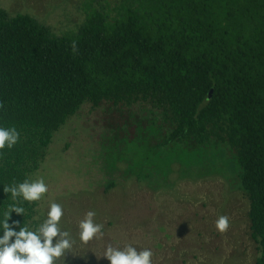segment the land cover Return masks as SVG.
<instances>
[{
    "label": "trees",
    "instance_id": "1",
    "mask_svg": "<svg viewBox=\"0 0 264 264\" xmlns=\"http://www.w3.org/2000/svg\"><path fill=\"white\" fill-rule=\"evenodd\" d=\"M95 1L58 35L0 8V126L20 134L0 150V218L13 202L4 186L31 181L53 135L85 102L148 105L168 133L139 150L126 176L156 189L152 153L168 149L193 179L216 173L236 182L249 200L254 264H264V0ZM18 203L25 214L13 211L10 227L37 226L38 201Z\"/></svg>",
    "mask_w": 264,
    "mask_h": 264
},
{
    "label": "rangeland",
    "instance_id": "2",
    "mask_svg": "<svg viewBox=\"0 0 264 264\" xmlns=\"http://www.w3.org/2000/svg\"><path fill=\"white\" fill-rule=\"evenodd\" d=\"M89 1L0 0V8L11 15H32L58 35L82 21ZM165 133L168 126L161 114L148 105L128 109L85 102L53 135L31 181L43 178L48 185L38 200L39 222L50 201L64 210L61 227L69 231L72 247L55 264H110L102 256L105 249L129 244L138 251L150 249L152 264H254L257 249L249 231V200L236 182L216 173L193 179L186 164L168 149L152 153L149 181L156 189L126 176L127 166L146 152L143 146H155ZM176 157L179 160L171 163ZM216 159L222 164L219 154ZM111 180L115 186L106 190ZM89 210L96 211L94 219L103 229L83 242L77 225ZM220 215L229 219L224 232L215 226Z\"/></svg>",
    "mask_w": 264,
    "mask_h": 264
},
{
    "label": "clouds",
    "instance_id": "3",
    "mask_svg": "<svg viewBox=\"0 0 264 264\" xmlns=\"http://www.w3.org/2000/svg\"><path fill=\"white\" fill-rule=\"evenodd\" d=\"M19 138L20 134L15 127L0 126V150L6 147L11 149ZM4 191L10 194L13 202L7 206L0 218V231L3 232L0 235V264H55V260L64 256L66 250L72 247L69 231L62 230L61 227L64 210L59 203L50 201L44 218L35 227L25 224L17 231L9 225L13 211L25 214V208L18 201H38L48 192L44 179H25L23 182L4 186ZM96 215L95 210H89L78 221L81 241L88 242L97 234H102L103 224L95 221ZM215 226L220 232L226 231L229 227L228 217L220 215ZM152 255L150 249L138 251L129 244L123 248L109 245L102 256L110 264H152Z\"/></svg>",
    "mask_w": 264,
    "mask_h": 264
},
{
    "label": "water",
    "instance_id": "4",
    "mask_svg": "<svg viewBox=\"0 0 264 264\" xmlns=\"http://www.w3.org/2000/svg\"><path fill=\"white\" fill-rule=\"evenodd\" d=\"M212 89L208 92V99L211 97V95H212Z\"/></svg>",
    "mask_w": 264,
    "mask_h": 264
}]
</instances>
